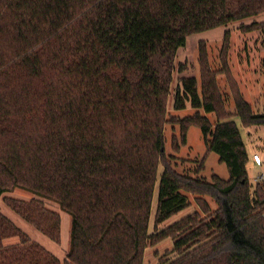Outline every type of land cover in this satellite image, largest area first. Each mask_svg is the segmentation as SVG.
I'll use <instances>...</instances> for the list:
<instances>
[{
	"label": "trees",
	"instance_id": "1",
	"mask_svg": "<svg viewBox=\"0 0 264 264\" xmlns=\"http://www.w3.org/2000/svg\"><path fill=\"white\" fill-rule=\"evenodd\" d=\"M262 13L264 0H0V203L57 243L62 217L43 198L71 215L62 260L0 205V264H144L148 245L168 238L158 264H264V184L250 182L234 119L264 125V110L254 111L229 74L231 113L203 63L201 87L187 76L175 92L176 109L189 102L196 112L174 121L182 144L191 126L201 128L230 177L178 171L165 137L175 56L187 37ZM17 187L40 197L6 194ZM187 193L199 195L207 216L160 228L189 206ZM9 237L19 242L5 244Z\"/></svg>",
	"mask_w": 264,
	"mask_h": 264
},
{
	"label": "rangeland",
	"instance_id": "2",
	"mask_svg": "<svg viewBox=\"0 0 264 264\" xmlns=\"http://www.w3.org/2000/svg\"><path fill=\"white\" fill-rule=\"evenodd\" d=\"M264 21V13L257 16L238 20L227 25L218 26L212 29L193 33L187 37L185 46L177 50L174 71L171 83V90L168 100V119L165 125L166 152L173 154L172 160L176 169L180 172L198 176L211 180L214 174L223 178H229L230 172L225 162L220 161L218 153L208 152L201 128L191 126L187 132L186 143L182 144V130L179 122L174 118H183L194 114L196 108L191 103H187L186 108L176 109L174 107L175 92L181 79L187 76H195L201 87L202 65L206 63L213 71H216V78L222 92L227 109L231 113L236 112L234 94L230 87V75L233 77L254 111L264 110V29L247 27L253 26L258 22ZM229 69V73L228 70ZM201 113L206 114L213 122L216 121L214 113H209L201 109ZM234 119L240 127L246 147L249 153L247 168L250 182L255 186L257 182L264 184V125L244 126L241 119L235 116ZM176 142H180L178 150ZM259 154L262 158V164H257L254 158ZM163 171V166H159V174ZM6 194L22 199H31L40 197L33 192L22 188H15ZM189 206L180 212L174 214L166 221L160 224L164 228L172 222L193 212H200L202 217L207 216L198 201V196L193 193H187ZM211 209L217 208L215 200L206 196ZM46 204L60 212L62 217V240L57 243L42 233L37 227L29 223L20 216L14 209L5 202L1 201V211L18 226L27 232L34 240L38 241L62 260L70 246L71 215L64 211L60 205L50 199L43 198ZM158 192L153 200L152 214L150 219V231L154 228V220L157 209ZM19 240L18 237H9L4 242L8 244L11 240ZM173 246L171 238L165 239L158 244L148 245L145 250L144 264H158L160 258L165 256L167 248ZM175 253H169L170 258H174Z\"/></svg>",
	"mask_w": 264,
	"mask_h": 264
},
{
	"label": "built area",
	"instance_id": "3",
	"mask_svg": "<svg viewBox=\"0 0 264 264\" xmlns=\"http://www.w3.org/2000/svg\"><path fill=\"white\" fill-rule=\"evenodd\" d=\"M254 158H255V161H256L257 164H262V158L260 157L259 154H255ZM261 178H264V173L261 174Z\"/></svg>",
	"mask_w": 264,
	"mask_h": 264
},
{
	"label": "crops",
	"instance_id": "4",
	"mask_svg": "<svg viewBox=\"0 0 264 264\" xmlns=\"http://www.w3.org/2000/svg\"><path fill=\"white\" fill-rule=\"evenodd\" d=\"M19 242V240H11L7 245H11V244H16V243H18Z\"/></svg>",
	"mask_w": 264,
	"mask_h": 264
}]
</instances>
